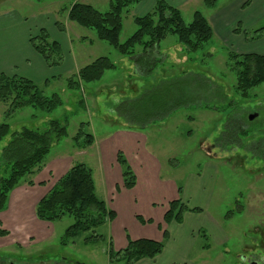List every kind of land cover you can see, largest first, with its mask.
Returning <instances> with one entry per match:
<instances>
[{
	"label": "rangeland",
	"instance_id": "1",
	"mask_svg": "<svg viewBox=\"0 0 264 264\" xmlns=\"http://www.w3.org/2000/svg\"><path fill=\"white\" fill-rule=\"evenodd\" d=\"M75 1L92 4L101 12L110 9V0H0V72L26 54L23 43L27 35L37 36L40 29L45 28L51 38L61 44L62 63L49 66L33 48L48 66L49 74H24L19 66L15 74L28 76L44 95L57 93L64 101L52 112L28 106L10 115L8 106L0 100V124L9 123L11 127V133L1 142L0 157L12 133L24 127L44 130L54 119L67 123L68 135L53 144L43 174H51L53 183V174H63L72 165L84 163L93 171L97 196L108 208L117 210V215L65 245L62 238L75 222L72 216L66 215L50 222V227L46 226V234L50 236L36 244L34 251H21L17 245L0 249V264L13 261L39 264L43 259L51 264H110L111 243L118 251L135 235L149 233L159 216L156 209L165 207V216L169 202L178 198L190 207L202 209L199 220L205 223L204 230L213 229L209 220L212 216L227 238L226 244L212 241L211 248L204 251L207 241L198 235L190 254L191 261L196 264H264V84L254 88L249 98L236 92L235 60L230 56L240 52L226 45L217 33L196 52H187L176 35H169L152 56L156 67L146 73V67H139L130 57L122 56L113 46L100 41L93 30L68 19L67 10ZM223 2L217 1L219 5ZM135 6L129 7L123 15L122 42L137 30ZM214 7L206 6L204 0H191L180 10L188 24L196 11L210 19ZM7 12H18L23 18L16 22L1 18ZM138 13H144L143 9ZM58 21L64 23L63 31L58 28ZM40 23L46 26H38ZM53 26L64 44L57 40ZM263 26L264 20L249 31ZM249 44L247 46L256 48L259 43ZM137 51L142 52V48ZM102 56L109 57L116 68L106 71L101 80L83 83L78 89L68 86L69 78L80 68ZM157 86H167L170 90L167 95L171 98L181 93L186 103L159 121L150 122L146 128H127L126 123L125 132L144 133L137 145V139L124 136L119 127L124 120L118 115V106ZM230 102L249 120L252 114H257L252 123L246 122L249 131L246 135L237 138L234 133L233 144H228L230 141L226 138L224 142L219 141L227 127ZM82 123L88 124L85 130L95 138L86 148L77 147L74 139ZM119 154L136 177V185L131 189L124 185L127 167L120 163ZM31 193L32 196L26 195L22 200L14 197V204L10 194L3 213L5 227L10 228L15 210L26 222L33 221L32 201L38 195L36 190ZM19 206L25 210L20 211ZM148 216H154L155 220ZM93 234L103 237L86 242Z\"/></svg>",
	"mask_w": 264,
	"mask_h": 264
},
{
	"label": "trees",
	"instance_id": "2",
	"mask_svg": "<svg viewBox=\"0 0 264 264\" xmlns=\"http://www.w3.org/2000/svg\"><path fill=\"white\" fill-rule=\"evenodd\" d=\"M142 1L110 0V9L106 12H101L92 4L75 1L67 10L68 19L83 28L93 30L100 41L113 46L122 56L130 57L139 67H146V73L152 72L156 67L155 61L151 60L152 56L169 35H176L187 52L198 51L213 38V27L200 11H196L193 20L187 24L178 7L166 0H155V7L151 11L134 16L137 30L122 42L123 15L129 7ZM204 1L206 6L214 7L218 0ZM57 26L64 30V23L58 21ZM39 32V35L30 38L33 48L49 66L61 64L63 61L61 44L52 39L45 28H41ZM234 32L243 33L247 41H255L264 36V26L248 31L243 30L239 23ZM139 47L142 48V52L137 51ZM230 57L235 60L233 69L237 73L236 92L244 98H249L254 88L264 84V54L231 53ZM115 68L116 65L109 57H99L69 78L68 86L71 89H78L83 83L99 81L106 71ZM166 88L167 86L152 87L138 97L119 104L118 115L127 123L128 128H145L150 122L159 121L186 103L184 95L180 93L171 98L167 95L170 90ZM0 100L8 106L7 113L10 115L17 109L28 106L52 112L64 104L57 93L51 96L44 95L32 79L17 74L9 75L3 71L0 72ZM229 106L231 108L227 116V127L219 136V141L224 142L226 138L230 141L228 144H233L234 133L237 138L246 135L249 131L245 124L252 123L253 119L249 120L244 114L238 113L239 107L233 102H230ZM87 125L82 123L74 137L79 148L91 146L95 141L94 135L85 130ZM10 133L9 123L0 124V145ZM67 135V123L55 119L50 120L44 130L24 127L21 131L12 133V138L3 148L0 157V212L6 209L10 194L18 185L24 182L29 186L36 185L33 176L46 168L45 160L53 144ZM119 161L127 167L122 154H119ZM24 178L26 179L22 182ZM124 178V185L128 189L136 185V177L129 166L124 172ZM40 185L46 183L40 182ZM201 211V208L190 207L182 198H178L169 202L164 220L168 225L180 224L186 212ZM35 214L39 220L46 222L58 221L66 215L75 219L62 238V244L65 245L70 239L73 240L84 232H90L107 221H112L117 215L97 196L93 171L84 163L72 165L62 176L56 178L37 203ZM139 219L145 222L142 217ZM8 234V230L0 228V236ZM199 235L207 241L203 247L208 249L210 237L206 230H200ZM102 237L103 235L93 234L85 241L95 242ZM169 239L170 233L165 229L163 240L129 239L127 246L118 251L111 243L108 253L110 264H136L142 259H154L164 251Z\"/></svg>",
	"mask_w": 264,
	"mask_h": 264
},
{
	"label": "crops",
	"instance_id": "3",
	"mask_svg": "<svg viewBox=\"0 0 264 264\" xmlns=\"http://www.w3.org/2000/svg\"><path fill=\"white\" fill-rule=\"evenodd\" d=\"M171 5L178 7L179 9L183 7L184 4H187L188 1L191 0H166ZM224 2L222 4H218L213 9L215 10L210 19L209 22L211 23L214 33L219 34L226 45L230 46L231 48L239 51L240 53H261L264 54V38L255 40V41H247L243 33H235L234 29L237 27V25L240 23L243 26V30H251L253 28H256L259 26V24L262 23L264 20V0H223ZM135 14L139 15L138 11L139 9H143V12L141 15H144L148 13L150 10H152L155 7V0H143L139 4H136L135 6ZM7 12L5 14L1 15V18H9L10 22L13 20V22L18 21L20 18H23L18 12ZM11 18V19H10ZM53 18H57L54 17ZM52 24L54 23L51 22ZM54 25V24H53ZM38 26L44 27L46 26L45 23H40ZM54 30V33L58 35L57 40L61 41L63 44L65 43L63 41V38L57 33L54 26L52 31ZM29 35H27L25 42L23 43L25 45V51L26 54L22 56V58L19 60L17 59L15 62H11V64L7 65L8 67H4L1 69L3 72L7 74H15V69L19 66L21 67V72L24 74H30L32 76H45L49 74L48 66L45 64L41 56L33 49V47L30 45L29 42ZM249 43H259L258 46L251 47L247 45H251ZM14 42L12 43V45ZM62 44V45H63ZM236 46V47H235ZM20 63H19V61ZM18 61V62H17ZM42 73V74H41ZM41 74V75H40ZM26 76V75H24ZM28 77V76H26ZM29 78V77H28ZM31 79V78H30ZM33 80V79H32ZM126 125L124 121L119 123V127L122 131H124V136H129L132 138L137 139V145H140L142 136L144 133L141 131H132L131 132H125L127 131V128H123ZM134 128V127H133ZM137 128V127H136ZM146 128V127H145ZM129 130V129H128ZM137 130H140L138 128ZM145 130V129H143ZM142 130V131H143ZM121 133V134H123ZM131 133V134H128ZM43 169L41 173L33 176L34 181L36 182V185L29 186L26 182L22 184V186L14 189L12 191V203L14 204V197L17 200H20L21 198L25 199L26 195L32 196V191H37L36 195L37 198L32 201V215H33V221L26 222L24 219H22V216L20 212H16L18 210H15L14 214V220L12 221L10 228H7L3 224V218H4V211L0 212V228L6 229L9 231V234L6 236H0V249L6 248V247H12L14 245H17L18 249H21V251H34L36 244H40L45 242L49 234H46V226L50 227L51 223L46 221H41L37 218L35 214L36 205L39 202V200L45 195V193L49 190L50 186L53 184L50 182L52 180L51 174H43ZM49 171V170H48ZM54 181L56 178L62 176L63 174L56 175ZM40 182H45L46 185H40ZM52 183V184H51ZM185 190V186L183 185ZM44 188H48L47 191L41 190ZM176 192V187H175ZM10 199V198H9ZM22 200V199H21ZM20 211H24L25 208L23 206H19ZM159 212V216L157 217V222L153 224L150 228L149 233H140L138 235H135L136 237L134 239L138 238H148V239H154V240H163L164 230H168L170 233V239L167 241L166 247L164 251L158 255L154 259H142L136 264H196L195 262L190 260V254L192 253L193 246H195L197 237L199 235L200 230H204V224L201 222L200 217H202V212H186L184 214L183 222L178 223H171L167 225L164 222V212L166 208H157ZM9 211V210H8ZM115 211V210H114ZM10 212V211H9ZM117 214V210L115 211ZM3 215V216H2ZM149 218L154 219V216H148ZM209 220L212 223L213 229H207L206 232L210 237V242L217 241L219 244H226V235L224 234L222 228L219 226L218 222L210 216ZM192 222V224H190ZM216 222V223H215ZM29 225L31 227L26 226ZM48 233V232H47ZM126 245L122 246V248L126 247ZM211 246V244H210ZM209 247L208 249H210ZM25 249V250H24ZM204 251L208 250L203 248ZM31 254V253H30ZM41 257V256H39ZM39 264H51V262L47 261L46 259L39 260ZM31 264L28 261H23L21 264ZM19 264V263H17Z\"/></svg>",
	"mask_w": 264,
	"mask_h": 264
},
{
	"label": "water",
	"instance_id": "4",
	"mask_svg": "<svg viewBox=\"0 0 264 264\" xmlns=\"http://www.w3.org/2000/svg\"><path fill=\"white\" fill-rule=\"evenodd\" d=\"M254 118H255V115L252 114V115L250 116V119H254ZM10 264H16V263L12 262V263H10Z\"/></svg>",
	"mask_w": 264,
	"mask_h": 264
},
{
	"label": "flooded vegetation",
	"instance_id": "5",
	"mask_svg": "<svg viewBox=\"0 0 264 264\" xmlns=\"http://www.w3.org/2000/svg\"><path fill=\"white\" fill-rule=\"evenodd\" d=\"M14 262V261H13ZM12 263V262H11ZM14 263H16V262H14ZM17 264V263H16ZM27 264V263H26ZM251 264H257L256 262H252Z\"/></svg>",
	"mask_w": 264,
	"mask_h": 264
}]
</instances>
